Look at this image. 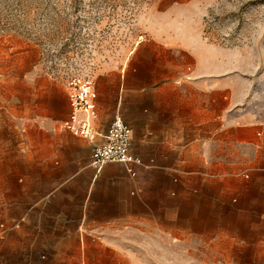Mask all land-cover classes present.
I'll use <instances>...</instances> for the list:
<instances>
[{"label":"rangeland","instance_id":"rangeland-1","mask_svg":"<svg viewBox=\"0 0 264 264\" xmlns=\"http://www.w3.org/2000/svg\"><path fill=\"white\" fill-rule=\"evenodd\" d=\"M150 42L183 48L192 78L219 76L226 135L254 129L239 159L225 176L161 177V200L128 211L140 218L105 211L33 241L14 220L49 219L1 206L0 264H264V0H0V155L7 163L15 143L19 152L26 122L56 117L69 75L95 84L112 73L119 85L135 48ZM76 232L82 240H66Z\"/></svg>","mask_w":264,"mask_h":264},{"label":"crops","instance_id":"crops-1","mask_svg":"<svg viewBox=\"0 0 264 264\" xmlns=\"http://www.w3.org/2000/svg\"><path fill=\"white\" fill-rule=\"evenodd\" d=\"M133 54L131 69L119 74V85L112 73L91 81L98 112L94 143L105 141V132L120 115L132 128L130 151L140 164L92 165L94 143L62 125L70 113L66 81L58 91L56 117L26 122L30 130L19 152L15 143L7 163L0 155V207L39 209L49 219L35 222L25 214L14 220L15 228L23 225L24 240L55 235L64 224L80 228L105 211L148 209L149 200H161V177L225 176L230 172L226 162L239 159L237 146L254 129L232 126L226 135L225 90L218 75L201 72L192 78L183 48L173 50L164 43H139ZM150 58L153 77L147 81L142 71ZM237 119L238 114L230 113L227 121L234 124ZM226 144L231 151L226 152ZM216 187L223 200L225 186ZM83 237L81 232L66 234V240Z\"/></svg>","mask_w":264,"mask_h":264},{"label":"built area","instance_id":"built-area-1","mask_svg":"<svg viewBox=\"0 0 264 264\" xmlns=\"http://www.w3.org/2000/svg\"><path fill=\"white\" fill-rule=\"evenodd\" d=\"M70 102V113L63 127L90 142H95L99 134L94 127L98 116L97 103L92 96L91 80L81 74L73 73L66 79ZM103 143H94L92 165L101 168L108 163L140 164L130 151L132 128L120 115H116L104 134ZM129 171H133L131 168Z\"/></svg>","mask_w":264,"mask_h":264}]
</instances>
